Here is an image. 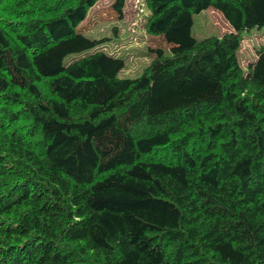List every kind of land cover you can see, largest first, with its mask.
I'll return each instance as SVG.
<instances>
[{
    "label": "trees",
    "instance_id": "16d2710c",
    "mask_svg": "<svg viewBox=\"0 0 264 264\" xmlns=\"http://www.w3.org/2000/svg\"><path fill=\"white\" fill-rule=\"evenodd\" d=\"M100 1L0 0V264H264V0H143L176 46L138 78L81 32Z\"/></svg>",
    "mask_w": 264,
    "mask_h": 264
},
{
    "label": "rangeland",
    "instance_id": "374dc122",
    "mask_svg": "<svg viewBox=\"0 0 264 264\" xmlns=\"http://www.w3.org/2000/svg\"><path fill=\"white\" fill-rule=\"evenodd\" d=\"M112 4L113 0L98 2L82 23L81 32L90 41H99L98 49H104L124 60L120 77L138 78L155 58L152 50L164 49L166 54H170V49L176 44L165 37L153 36L145 32L143 27L148 10L143 0H127L121 20L113 10ZM232 31L223 15L212 8L194 15L192 35L197 40L223 36ZM260 49H264V27L245 31L239 54L244 68L256 60ZM73 50L61 54L60 59L64 64L80 56V54L64 56L68 52H74Z\"/></svg>",
    "mask_w": 264,
    "mask_h": 264
},
{
    "label": "crops",
    "instance_id": "0c3cea01",
    "mask_svg": "<svg viewBox=\"0 0 264 264\" xmlns=\"http://www.w3.org/2000/svg\"><path fill=\"white\" fill-rule=\"evenodd\" d=\"M82 25V24H81ZM144 28V27H143Z\"/></svg>",
    "mask_w": 264,
    "mask_h": 264
}]
</instances>
